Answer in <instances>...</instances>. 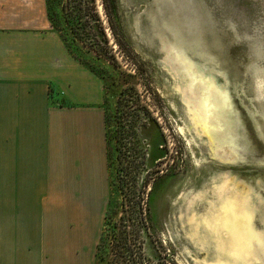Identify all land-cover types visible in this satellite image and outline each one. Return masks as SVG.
Instances as JSON below:
<instances>
[{"label": "rangeland", "instance_id": "374dc122", "mask_svg": "<svg viewBox=\"0 0 264 264\" xmlns=\"http://www.w3.org/2000/svg\"><path fill=\"white\" fill-rule=\"evenodd\" d=\"M48 2L53 27L74 59L105 82L111 197L97 264L115 263L122 218L133 206L143 212L148 255L163 243L174 248L179 264L217 258L218 240L201 216L208 212L209 202L220 198L225 184L229 192L248 199L251 223L264 240V141L254 133L255 119L264 122V0H117L126 39L138 54L136 63L123 57L102 0H96L119 66L74 37L65 20L64 0ZM171 25L181 28L182 39L172 34ZM215 33L220 35L218 44ZM186 38L199 43L197 53L186 52L182 45ZM195 62L205 64V69H198ZM130 86L137 88L141 103L151 112L147 125L138 128L147 160L134 200L123 166H136L137 160L123 161L117 142L122 107L118 100ZM226 90L240 123L237 150L218 128L222 119L216 109L222 102L218 94ZM203 100L211 105L206 131L199 118ZM141 189L146 193L142 195ZM250 264H264V251L254 254Z\"/></svg>", "mask_w": 264, "mask_h": 264}, {"label": "crops", "instance_id": "0c3cea01", "mask_svg": "<svg viewBox=\"0 0 264 264\" xmlns=\"http://www.w3.org/2000/svg\"><path fill=\"white\" fill-rule=\"evenodd\" d=\"M98 75L47 0H0V264H97L111 197Z\"/></svg>", "mask_w": 264, "mask_h": 264}, {"label": "trees", "instance_id": "16d2710c", "mask_svg": "<svg viewBox=\"0 0 264 264\" xmlns=\"http://www.w3.org/2000/svg\"><path fill=\"white\" fill-rule=\"evenodd\" d=\"M102 4L113 39L123 52L122 55L126 58L124 59L131 63H136L138 54L131 48L130 43L126 39L117 0H102ZM47 5L49 9L48 0ZM63 10L66 23L74 37L79 39L83 45L94 50L98 55L119 66L104 22L96 7V0H64ZM118 102L122 106L119 118L121 128L118 130L117 136L119 156L123 161L130 162L132 160L134 163L137 160L136 166H133V164L123 166L124 171L126 170V174L129 175V183L132 181V185L128 183L127 185H130L128 188H131V197L133 198L131 200H134L137 197L138 176L144 169L147 160V151L138 136V128L139 126L147 125L146 117L151 118V112L141 103L139 91L135 86L124 88L121 91ZM150 182L151 179H148L144 186L148 187ZM140 192L142 195L146 193L142 189ZM142 198L144 199V197ZM108 210L109 207L106 213V221L108 219ZM129 213V215L127 214L122 218V228L119 232L122 235L115 249L114 259L116 261L114 264H179L174 248H167L163 243L153 247L155 250L153 255L145 253L142 236L143 212L138 211L133 206ZM104 235L105 232L103 230L98 243V250L105 245Z\"/></svg>", "mask_w": 264, "mask_h": 264}, {"label": "bare ground", "instance_id": "6f19581e", "mask_svg": "<svg viewBox=\"0 0 264 264\" xmlns=\"http://www.w3.org/2000/svg\"><path fill=\"white\" fill-rule=\"evenodd\" d=\"M209 84L207 86H210ZM210 91L213 92V90ZM208 102L203 100L201 102L202 107L200 108V105H198L197 108L201 109L199 112L202 116H199V118L202 120L201 123L204 122L202 128L205 131L207 129L205 120L207 122V116L210 114L207 107L211 106ZM225 185L220 187V198L217 201L209 202L208 212L201 216V220L207 225L210 233H213V237L218 240V244H216L218 250L227 255V257H222L221 254H218L217 259L211 260L209 264H250L251 258L256 253L255 241L259 246H264V240L261 233L251 223L253 209L248 199L238 196L235 191V193L229 192L228 187L226 188ZM191 218L193 220L194 215L190 217V220ZM263 249L261 250L264 251Z\"/></svg>", "mask_w": 264, "mask_h": 264}, {"label": "water", "instance_id": "95a60500", "mask_svg": "<svg viewBox=\"0 0 264 264\" xmlns=\"http://www.w3.org/2000/svg\"><path fill=\"white\" fill-rule=\"evenodd\" d=\"M171 32L172 34L175 35V37H177V40L182 39V34L180 32L181 28H177L179 30H177L175 27H172L171 25ZM216 37L220 38V35H218V33H215L214 35V39L216 40ZM221 42V39L216 40L215 44H218ZM199 43H195V42H190L188 38H186V40H183L182 45L185 46V50L186 52L191 53V51H193L194 53H197V46ZM253 45V43H250V46ZM195 66L198 67V69H205L204 65H200L199 63H194ZM204 81V80H203ZM217 81H220L219 78L217 77ZM228 87V86H227ZM229 88V87H228ZM222 93V92H221ZM230 93L228 90L225 91V94H218L219 96V100H221L222 102L220 103V105H217V110L220 112L219 116L224 119V120H220V124L218 126V128L221 130L222 133L225 134V139L226 141L230 144L229 146L232 149L237 150V147L239 146L238 141H239V134H238V126L240 125L239 120H238V116H237V112L236 109L234 107V101L233 98L229 97ZM189 107L191 108V105L189 104ZM224 121V122H223ZM255 130L254 133L255 135L259 136L263 141H264V122H262L261 120H259L258 118L255 119ZM223 122V123H221ZM257 244L254 245V248L256 249V255H258V253L262 250L259 247H256ZM220 252V251H219ZM220 254L222 255V257H227V255L224 254V252H220ZM228 257H230V255H228ZM217 259V258H215ZM215 259H209L206 258L204 259L203 263L204 264H209V262L211 260H215ZM252 259V258H251Z\"/></svg>", "mask_w": 264, "mask_h": 264}]
</instances>
